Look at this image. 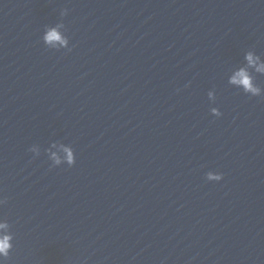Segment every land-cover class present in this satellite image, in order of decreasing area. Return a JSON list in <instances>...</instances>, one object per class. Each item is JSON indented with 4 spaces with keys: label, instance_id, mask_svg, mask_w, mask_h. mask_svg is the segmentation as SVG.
Here are the masks:
<instances>
[{
    "label": "clouds",
    "instance_id": "obj_1",
    "mask_svg": "<svg viewBox=\"0 0 264 264\" xmlns=\"http://www.w3.org/2000/svg\"><path fill=\"white\" fill-rule=\"evenodd\" d=\"M68 15V9H62L60 16L64 17ZM42 41L48 49L59 51L60 49H67L71 51L69 47V38L65 35V25L62 22H58L55 26H45ZM255 74L264 75V59L254 50H248L244 55V63L238 68L234 69L229 76L228 83L231 86L242 89V91L252 97H264V89H262L255 82ZM210 101L215 102V92L210 90L208 93ZM212 115L220 117L222 113L218 108L213 107L210 109ZM51 148H58L64 153L63 156L59 152L51 151V149H45L44 151L48 155L49 160L52 162V166H60L67 164L69 167L75 165L76 158L74 149L71 145L65 146L63 143H53ZM29 152L34 154V157H38L41 154L39 145H32ZM207 181H221L223 174L219 172L209 171L206 173ZM8 202L7 198L0 199V206L6 205ZM14 234L11 232V225L5 219L0 221V257L5 260L9 257L10 251L13 248L12 241Z\"/></svg>",
    "mask_w": 264,
    "mask_h": 264
}]
</instances>
